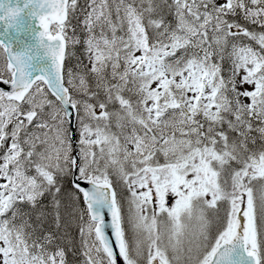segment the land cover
<instances>
[{"label": "snow or ice", "instance_id": "snow-or-ice-1", "mask_svg": "<svg viewBox=\"0 0 264 264\" xmlns=\"http://www.w3.org/2000/svg\"><path fill=\"white\" fill-rule=\"evenodd\" d=\"M0 264H264V0H0Z\"/></svg>", "mask_w": 264, "mask_h": 264}, {"label": "trees", "instance_id": "trees-1", "mask_svg": "<svg viewBox=\"0 0 264 264\" xmlns=\"http://www.w3.org/2000/svg\"><path fill=\"white\" fill-rule=\"evenodd\" d=\"M118 191H119V188H118ZM73 234L75 235L76 233H75V230H73ZM78 238V237H77Z\"/></svg>", "mask_w": 264, "mask_h": 264}]
</instances>
